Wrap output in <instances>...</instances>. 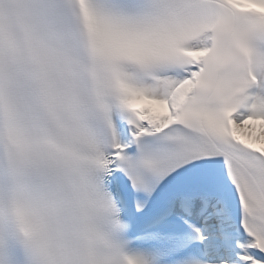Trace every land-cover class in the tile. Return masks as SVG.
Wrapping results in <instances>:
<instances>
[{
  "label": "snow or ice",
  "instance_id": "obj_1",
  "mask_svg": "<svg viewBox=\"0 0 264 264\" xmlns=\"http://www.w3.org/2000/svg\"><path fill=\"white\" fill-rule=\"evenodd\" d=\"M0 264H264V0H0Z\"/></svg>",
  "mask_w": 264,
  "mask_h": 264
}]
</instances>
